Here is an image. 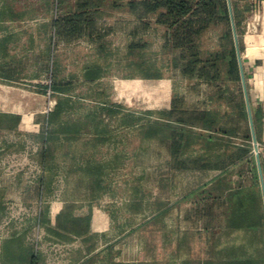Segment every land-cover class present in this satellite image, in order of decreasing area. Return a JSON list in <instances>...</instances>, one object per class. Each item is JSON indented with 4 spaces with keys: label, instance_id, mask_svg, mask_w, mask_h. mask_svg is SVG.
<instances>
[{
    "label": "crops",
    "instance_id": "1",
    "mask_svg": "<svg viewBox=\"0 0 264 264\" xmlns=\"http://www.w3.org/2000/svg\"><path fill=\"white\" fill-rule=\"evenodd\" d=\"M235 1L239 10L243 13L247 11L244 15L248 14L243 22L246 33L241 36V55L248 73L252 114L253 111L257 113L255 134L264 154V0ZM43 2L48 14L44 24L46 33H0V72L34 71L36 63L39 71L47 72L51 69L50 57L55 45H76L87 38L58 39L53 33L55 19L49 9L52 0ZM76 5L77 0H74L71 11H75ZM150 21L151 28L144 31L136 19L138 25L130 34L141 36L159 28L165 33L166 42L168 28L157 24L155 17ZM3 25L0 22V31L4 29ZM103 36L101 33L100 41ZM145 44L148 45L146 48L132 50L130 45L129 49L144 52L150 47V44ZM162 47L170 51L165 43ZM16 56L35 58L14 59ZM55 85L59 89L71 87V83L62 81ZM166 86L161 94L157 92L155 99V103L159 104L157 110L167 113V118L173 121L170 128L159 125L154 133L156 146L164 152L163 159L158 163L159 168L165 169L159 173L160 194L151 196L150 200L147 195H130V202L123 209L122 223H119L116 212L99 209L94 204L100 198L99 169L107 165L99 163L91 155L89 172L82 167L86 153L94 154L108 142L107 125L97 121L99 119L94 113H80L74 117L63 115L67 122L74 123L71 122V126L66 123V129H50L41 161L48 169H53L56 162L62 161L74 173L69 184L75 182L72 188L75 191L70 190L59 200H51L44 214L51 236L78 240L65 264H264V169L261 156L262 173L258 158L252 153L249 158L228 163L230 152L241 153V147L228 150V138L232 136L220 130L180 124L182 113L210 112V109L191 108L189 97L177 94L178 89L173 82ZM167 91H171V96L164 99L163 93ZM25 96L23 101L13 99L9 102L11 108L17 104V110L0 109L1 114H17L22 122L30 114L28 119L37 131L40 130L37 129L39 119L56 123L59 113L43 115L39 111H29L35 100L46 105L50 101L47 96ZM208 100L205 96L197 98L202 104H208ZM110 102L116 103L114 100ZM251 138L254 143L252 129ZM110 164L118 165L119 161ZM49 176L30 195H16L17 198L20 196L23 200L32 201L46 197L50 191ZM241 184L251 195H227L228 187L234 191ZM3 196L6 195H0V200ZM13 242L19 254L25 250L29 253L26 264H30L29 256L34 254L33 249L26 246L23 238ZM45 258L38 256L37 264H44ZM19 261L20 257L17 263Z\"/></svg>",
    "mask_w": 264,
    "mask_h": 264
},
{
    "label": "rangeland",
    "instance_id": "2",
    "mask_svg": "<svg viewBox=\"0 0 264 264\" xmlns=\"http://www.w3.org/2000/svg\"><path fill=\"white\" fill-rule=\"evenodd\" d=\"M73 1L52 0L49 7L52 18L70 12ZM112 2L114 0H109L101 8L99 27L104 32L101 41L84 38L76 45H55L51 51V69L47 72L39 71L36 62L34 71L0 72V109L17 110V104L12 108L8 105L10 101H23L25 95L36 94L47 96L50 101L45 105L35 100L30 113H59L56 123L39 119L37 129L40 130L37 131L28 119L30 114L22 122L17 114L0 112V195H6L0 200V264H10L4 258V244L15 237L23 238L35 254L45 256L44 264H65L78 243L74 238L66 240L51 236L44 222L50 201L59 200L70 190L75 191L72 189L75 182L69 184L70 177L74 176L69 166L58 161L53 169H48L41 161L50 129H66V123L71 126L72 121L67 122L63 115L74 117L80 113H94L97 121L107 125L108 142L94 154L86 153L82 167L89 172L91 155L107 165L99 169L100 198L94 204L99 209L116 212L119 223L123 222V209L130 202V195H147L150 200L151 196L160 194L158 178L165 169L159 168L158 163L164 152L156 146L154 133L159 125L172 126L173 121L167 118V113L157 110L159 104L155 99L157 92L161 94L167 88V83L173 82L177 94L189 97L191 108H209L222 127L226 121L236 119L235 109L244 99L247 114L241 124L242 135L228 138L227 146H250L251 153L256 156L252 138L250 142L243 139L247 131L251 135V125L242 81L229 83L225 74L215 83L185 79L173 65L174 54L162 47L165 33L153 28L145 35L132 36L130 33L138 25L135 16L127 9H112ZM244 13L243 22L248 15ZM47 16L43 0H0V19L4 18L0 21L4 24L0 33H46ZM243 22L242 36L246 33ZM222 32L223 29L218 27L206 34L203 43L207 52L219 49ZM232 40L235 43L234 33ZM139 42L148 43L150 47L144 52L129 49L131 44ZM28 57L35 58H13L26 60ZM58 81L71 83V87L55 91L53 85ZM227 89L230 91L225 93ZM163 96L169 99L171 91ZM201 96L208 97L209 103L198 102L197 98ZM109 98L116 103L110 102ZM1 116L8 118L1 120ZM11 117L20 118L13 128V123L9 122ZM151 125H155L153 133L149 131ZM259 149L262 150L260 145ZM113 161H119V164H110ZM48 176L51 183L46 197L32 201L17 198L16 195H30ZM7 195L12 196L8 198Z\"/></svg>",
    "mask_w": 264,
    "mask_h": 264
},
{
    "label": "trees",
    "instance_id": "3",
    "mask_svg": "<svg viewBox=\"0 0 264 264\" xmlns=\"http://www.w3.org/2000/svg\"><path fill=\"white\" fill-rule=\"evenodd\" d=\"M105 0H77L75 11L61 14L53 21L54 33L58 39L70 41L74 38L87 37L91 41L100 40L101 33H104L98 26L99 17L102 16L101 8ZM232 12L236 24L237 33L240 37V50H243V42L240 32L243 22V12L239 10L235 0H231ZM112 9H127L135 16L140 28L148 31L151 28V18H156L159 25L168 28V36L165 47L174 54L173 65L185 79L206 81L210 83L219 82L225 74L226 81L232 84L241 83V73L237 51L234 40H232V19L229 7V0H114ZM222 28L223 35L219 38V49L216 52H207L204 49L203 38L214 28ZM147 44L133 43L130 49L146 48ZM245 68V66H244ZM246 78L248 73L245 68ZM55 91L60 90L57 85H53ZM227 89L224 92L228 93ZM241 94L243 90L241 89ZM245 101H240L236 107V119L226 121L225 127L219 123L217 117L212 112H184L179 118V123L193 127H204L211 131H218L227 136L242 135L243 117L246 116ZM238 117V118H237ZM7 116H1L5 120ZM11 128L18 125L20 118L11 117ZM254 123L257 122V113L253 111ZM229 125V127H227ZM152 131L155 125H151ZM170 128L171 126H166ZM251 141L250 131H247L243 138ZM236 146H233V149ZM241 147V153H231L227 162L234 163L237 160L249 158L250 146ZM231 147L228 146V150ZM263 161L264 154H260ZM241 184L239 189H227V195H251ZM15 237L4 244V258L10 264H26V257L29 253L21 251L19 254L14 248ZM34 252V251H33ZM37 254H30V264H37ZM20 257L19 263H17Z\"/></svg>",
    "mask_w": 264,
    "mask_h": 264
},
{
    "label": "water",
    "instance_id": "4",
    "mask_svg": "<svg viewBox=\"0 0 264 264\" xmlns=\"http://www.w3.org/2000/svg\"><path fill=\"white\" fill-rule=\"evenodd\" d=\"M229 7H230V13H231V19H232V29H233L234 39H235V44H236V51H237V56H238V60H239L241 79H242V83H243V87H244L246 103L248 106V112H249V118H250V125H251V129H252V133H253L254 152L256 153V156L258 158L260 171L262 173L259 144L257 142V138H256V134H255L254 120H253L252 108H251V103H250L249 91H248V87H247L246 73H245V68H244L241 50H240L239 35L237 33L236 24H235L233 12H232L231 0H229Z\"/></svg>",
    "mask_w": 264,
    "mask_h": 264
},
{
    "label": "built area",
    "instance_id": "5",
    "mask_svg": "<svg viewBox=\"0 0 264 264\" xmlns=\"http://www.w3.org/2000/svg\"><path fill=\"white\" fill-rule=\"evenodd\" d=\"M260 150V149H259ZM260 153H261V150H260Z\"/></svg>",
    "mask_w": 264,
    "mask_h": 264
}]
</instances>
